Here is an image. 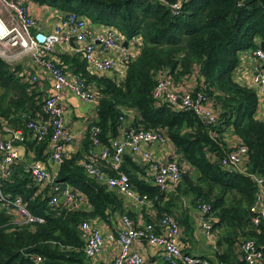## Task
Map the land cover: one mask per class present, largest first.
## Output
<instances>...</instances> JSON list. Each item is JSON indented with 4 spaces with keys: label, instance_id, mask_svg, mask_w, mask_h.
Masks as SVG:
<instances>
[{
    "label": "trees",
    "instance_id": "1",
    "mask_svg": "<svg viewBox=\"0 0 264 264\" xmlns=\"http://www.w3.org/2000/svg\"><path fill=\"white\" fill-rule=\"evenodd\" d=\"M31 2L76 12L94 24L113 26L129 45L133 40L138 43L140 51L127 64L124 76L114 71L89 70L79 52L57 56L65 71V65H69L95 90L97 118L79 152L68 153L67 147L74 140L61 141L64 158L52 182L36 183L32 172L15 162L0 173V264L92 262L94 258L85 254L86 236L81 224L90 221L114 225L121 216L132 219L135 214L128 206L132 201L89 174L86 164L96 161L99 168L115 175L109 163L100 158V152L128 128L163 133L175 147L170 158L177 161L182 174L176 188L162 190L154 179V184L140 179L137 172L142 167L126 152L121 171L129 176L138 193L147 195V204L139 206L154 211L145 224L171 214L189 233L193 226L190 211L198 210L202 215L205 203L211 207L205 216L214 219L213 235L217 232L215 259L208 258L211 264H249L242 249L249 240L255 241L264 254V219L255 225V214L251 212L257 194L255 183L250 175L221 164L238 143L244 144L248 147L244 164L248 172L264 176V120L257 117L259 92L234 77L240 53L264 42V0ZM31 70L22 62L13 64L0 57V131L3 127L21 130L23 138L16 146L22 142L29 145L36 152L35 161L42 162L52 160V130L44 139H38L28 127L32 120L50 119L44 111L47 96L39 87L42 81L33 82ZM165 72L177 84L184 85V80L195 77L193 92L202 90L207 94L217 122L209 125L194 112L157 99L155 87ZM94 126L100 128L99 145L93 142ZM235 136L239 142L231 146L228 138ZM91 146L100 152L89 153ZM56 184L70 185L85 201L52 204ZM3 195L8 199L21 196L25 206L43 221L21 223L5 206ZM84 202L89 209L83 207ZM38 257L40 262H36ZM258 264H264V259Z\"/></svg>",
    "mask_w": 264,
    "mask_h": 264
},
{
    "label": "built area",
    "instance_id": "2",
    "mask_svg": "<svg viewBox=\"0 0 264 264\" xmlns=\"http://www.w3.org/2000/svg\"><path fill=\"white\" fill-rule=\"evenodd\" d=\"M31 0H0V57L13 63L23 62L26 57L33 64L50 74L53 80L52 93L45 100L44 111L49 114V120H32L29 128L33 130L38 139H44L49 129L52 130V160L55 164H61L64 158V146L62 140L72 142L74 137L66 129L65 114L66 106L63 102V92L71 89L80 100L84 102H96V92L80 77L75 76L71 80L67 72L61 67L60 59L54 55V50L59 44L76 42L79 53L88 64V69L94 72L114 71L124 76L127 64L133 56L140 51L139 44L132 42L124 45V35L113 26H104L105 29H96L91 20L76 12H68L62 18V24L52 32H44L32 13ZM177 8L178 4H173ZM68 28V32L64 29ZM44 34L45 40L41 41L38 36ZM131 48L134 49L131 50ZM136 48V49H135ZM254 56L259 64L254 68L252 83L264 89V49L259 46L254 50ZM14 64V63H13ZM33 82L40 81L41 75L33 74ZM154 95L157 99L169 103L175 108L190 110L199 116L205 123L211 125L217 122V113L214 111L207 94L199 90L193 92L191 87L177 84L168 73L161 74L155 87ZM125 133L112 141V145L105 147L100 152V158L109 163V169L115 171L113 175L99 168L96 162L86 164L87 171L98 180L105 182L111 188L124 195L136 205H144L148 202L147 195H141L132 186L129 176L121 171L124 156L127 151L134 157L141 158L150 165V170L156 185L162 190L176 188L182 174L176 160L170 157L155 156L150 147L153 145L163 146L169 144L167 137L158 131L148 129H127ZM100 128H92L93 142L99 145ZM7 134H11L7 136ZM23 138L21 130L3 127L0 131V173H4L8 166L20 158L16 142ZM248 155V147L237 144L235 150L229 152L221 161L225 167L250 175L255 183L257 194L251 206V212L255 214L253 222L259 224L264 219V176L248 172L245 160ZM32 175L38 184L50 183L54 175L42 162H35L31 166ZM56 195L51 200L57 204L61 200L68 203L83 202V196L75 193L70 185L56 184ZM0 194L1 187H0ZM2 199L5 206L12 209L21 223H34L43 221L35 217L25 206L21 196L8 199L4 195ZM201 228L207 237L213 236L212 216L206 217L211 207L202 204ZM116 233L109 235L108 240L113 241L118 247L113 264H144V258L135 247L140 240L161 247L164 260L172 264H211L208 260H201L197 256L186 253L181 246V226L178 220L171 214H164L157 218L155 223L136 226L128 215L119 218ZM86 236L85 254L96 258L105 246L106 238L102 227L90 221H84L80 226ZM245 260L249 264H258L264 259L263 251L257 247L255 241H246L242 246ZM42 259L38 257L36 262Z\"/></svg>",
    "mask_w": 264,
    "mask_h": 264
},
{
    "label": "crops",
    "instance_id": "3",
    "mask_svg": "<svg viewBox=\"0 0 264 264\" xmlns=\"http://www.w3.org/2000/svg\"><path fill=\"white\" fill-rule=\"evenodd\" d=\"M31 10L33 15L36 17L38 23L42 26L43 31L52 32L55 28L62 24V18L67 14L59 9L50 7L48 5H39L36 3L31 4ZM92 25L96 29H105L99 24ZM64 32H68V28L64 29ZM134 41V40H133ZM132 41V42H133ZM78 46L76 42H65L59 44L54 50V55L59 56L60 54H77ZM136 49V48H135ZM256 49V48H255ZM245 50L240 53V64L236 70L234 75L235 79L241 83L242 85L254 87L259 92V107L257 110V117L261 120H264V89L258 87L252 83V76L254 74V68L259 64L258 59L254 56V50ZM131 50L134 51L133 48ZM25 67H30L33 74L41 75V86L40 89H43L45 92V96H48L52 93L53 88V80L48 74V72L42 68H39L35 64L28 60L27 62H22ZM66 72L69 75L71 80L75 79L76 74L69 67V65H65ZM120 76V73H118ZM184 85L186 87L194 88L196 84V78L191 77L189 79L184 80ZM63 102L66 106V114H65V125L66 129L69 133L74 137V142L67 147L68 153H77L81 148L86 144L89 128L93 121L97 118V109L95 102H84L79 99V97L71 90L66 89L62 95ZM229 144L236 145L239 142L238 137L228 138ZM20 152V158L15 162L16 165L23 164L31 171V166L36 162V152L29 145L21 144L17 147ZM152 153L161 158L170 157L173 153H175V147L172 144H166L163 146L153 145L150 147ZM88 152H94V154L99 153L100 149L96 147H90ZM89 155H92L89 154ZM134 160L139 162L142 167V171H136L140 179L145 180L148 183L154 184L152 172L147 164L141 159L133 157ZM39 162V161H37ZM96 162V161H95ZM42 163L46 166V168L52 173L57 174L59 167L55 164L50 158L42 161ZM98 162H96L97 164ZM85 201V200H84ZM133 213L135 214L132 217L133 222L138 226H143L148 218L152 215L151 212L153 210H149L148 207L144 208L143 206H139L129 202L128 205ZM83 207L89 209L90 205L87 202L83 203ZM188 205L185 203L184 208H187ZM192 217V230L189 233L185 232V227L178 220L181 226V246L183 250L194 256H197L201 260H208V258L215 259V253L217 250V232H214V235L209 238L203 232L201 228V213L196 210H191ZM117 222V221H116ZM113 225L107 222H99L98 225L102 227L104 236L106 238L105 246L103 251L94 259H91L92 262L90 264H112L118 247L116 244L108 240L109 235L116 233L119 225V221ZM135 247L139 250L144 258V264H164L165 260L163 257V251L161 247L152 245L148 243L146 240H140L136 243Z\"/></svg>",
    "mask_w": 264,
    "mask_h": 264
},
{
    "label": "water",
    "instance_id": "4",
    "mask_svg": "<svg viewBox=\"0 0 264 264\" xmlns=\"http://www.w3.org/2000/svg\"><path fill=\"white\" fill-rule=\"evenodd\" d=\"M38 38L41 40V41H44L45 40V35L44 34H41L38 36ZM124 45L127 46L128 45V41H125L124 42ZM260 46L264 49V42H261ZM128 131V130H126Z\"/></svg>",
    "mask_w": 264,
    "mask_h": 264
},
{
    "label": "rangeland",
    "instance_id": "5",
    "mask_svg": "<svg viewBox=\"0 0 264 264\" xmlns=\"http://www.w3.org/2000/svg\"><path fill=\"white\" fill-rule=\"evenodd\" d=\"M89 19H90V18H89ZM21 60H23V61H26V62H27V61L29 60V58H27V57H26L25 59H21ZM13 63H14V64H16V63H19V61H13ZM187 205H188V204H187Z\"/></svg>",
    "mask_w": 264,
    "mask_h": 264
}]
</instances>
